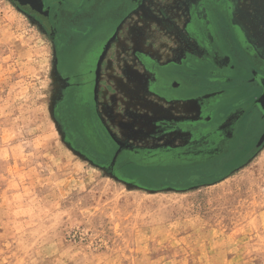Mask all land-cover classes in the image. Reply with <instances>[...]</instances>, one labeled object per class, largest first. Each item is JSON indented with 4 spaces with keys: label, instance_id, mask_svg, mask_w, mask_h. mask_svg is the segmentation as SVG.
<instances>
[{
    "label": "rangeland",
    "instance_id": "374dc122",
    "mask_svg": "<svg viewBox=\"0 0 264 264\" xmlns=\"http://www.w3.org/2000/svg\"><path fill=\"white\" fill-rule=\"evenodd\" d=\"M43 1L0 0V264H264V0Z\"/></svg>",
    "mask_w": 264,
    "mask_h": 264
},
{
    "label": "flooded vegetation",
    "instance_id": "af4514ba",
    "mask_svg": "<svg viewBox=\"0 0 264 264\" xmlns=\"http://www.w3.org/2000/svg\"><path fill=\"white\" fill-rule=\"evenodd\" d=\"M19 6L27 11H30L31 13H37L39 12L40 10L42 11L43 13V16L46 17L47 19H49V16L51 14V7L49 6V4H47L45 1L43 0H38L37 2L35 3H29V2H25L23 0H15ZM86 3V2H85ZM86 5H88L90 8L92 7H95V5L93 4V2H87ZM89 19V17H85L84 20H87ZM50 21V20H49ZM48 25L50 26V22L48 23ZM94 31V28L92 29H89L87 34H91L92 32ZM248 70L252 73V77L250 79H252L250 82L253 83V85H255V89L256 90H259L260 91V94L262 92V87L259 85L258 81L256 80V74H261V75H264L262 74L259 70L257 69H254V68H251V67H247ZM253 107L259 112L260 114V120L262 122H264V113L260 110V108L255 105V103L253 104ZM250 115V114H249ZM253 129V127L251 128ZM261 132L259 133L258 135V139H257V142H259V140H262L264 139V125L262 124L261 127ZM244 138H246V135L245 134H242ZM242 135H240V137H242ZM239 151L238 152H241L245 147H239ZM207 172V171H206ZM206 174H219L220 175V170L219 169H213L209 172H207ZM196 177H194L195 179Z\"/></svg>",
    "mask_w": 264,
    "mask_h": 264
},
{
    "label": "water",
    "instance_id": "95a60500",
    "mask_svg": "<svg viewBox=\"0 0 264 264\" xmlns=\"http://www.w3.org/2000/svg\"><path fill=\"white\" fill-rule=\"evenodd\" d=\"M29 3H35L38 0H23ZM256 80L258 81L259 85L262 87L261 94L256 98L255 105H257L260 110L264 113V75L256 74Z\"/></svg>",
    "mask_w": 264,
    "mask_h": 264
}]
</instances>
